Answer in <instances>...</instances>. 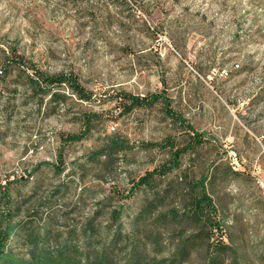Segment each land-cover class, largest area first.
<instances>
[{
	"label": "rangeland",
	"instance_id": "1",
	"mask_svg": "<svg viewBox=\"0 0 264 264\" xmlns=\"http://www.w3.org/2000/svg\"><path fill=\"white\" fill-rule=\"evenodd\" d=\"M14 52L48 75L73 73L93 100L66 86L44 94L31 69L3 77ZM161 93L205 144L155 189L123 199L190 139L162 103L119 115L120 95ZM92 113L88 137L64 143ZM113 139L122 145L110 148ZM205 175L223 231L199 235L178 264H205L218 240L234 249L225 264H264V0H0V192L13 183L12 260L30 259L33 237L54 245L81 232L98 209L107 230L123 207L116 228L145 260L170 262L197 235L190 183Z\"/></svg>",
	"mask_w": 264,
	"mask_h": 264
},
{
	"label": "trees",
	"instance_id": "2",
	"mask_svg": "<svg viewBox=\"0 0 264 264\" xmlns=\"http://www.w3.org/2000/svg\"><path fill=\"white\" fill-rule=\"evenodd\" d=\"M17 66L19 68L31 69L35 77L31 82L38 85L42 93L47 94L51 88L58 86H66L72 94L82 101L90 102L93 100V95L89 93L80 83L79 78L73 73H60L57 75H48L36 66L25 59L17 52L6 57L1 73L3 77L8 76L10 68ZM42 85V86H41ZM122 99L120 105V116L131 114L136 108H146L154 106L157 103H162L167 114L181 126H184L190 132L188 143L177 148L172 152V157L168 163L162 165L153 171H148L144 176L132 183L131 189L126 195L121 194V198L130 199L137 191L143 188L155 189L157 187L158 178L166 177L181 166L182 157L189 153L195 152L199 147L205 144V136L203 133L196 131L192 126L180 117L172 108L170 99L164 94H152L150 96L135 97L130 94H123L119 97ZM98 120V114H87L82 119V129L79 133L67 135L62 140L64 143H78L83 141L92 132L95 123ZM118 139H113L110 148L121 146ZM100 155L98 151L96 153ZM62 151L59 153V160L62 161ZM40 166L38 167V169ZM59 172H62L60 167H57ZM37 170V169H36ZM22 180V179H21ZM208 177L202 176L198 181L190 183L191 198L190 218L197 225L199 230L197 235L188 237L182 240L179 249L170 262L164 261L167 264H178L185 262L191 253L192 242L199 239V235L204 234L208 229L211 231L217 230L222 232L223 226L218 219V209L208 193L206 184ZM12 182H8L0 192V217L4 220V226L0 229V264H119L123 254L125 259L124 264H164V262H151L145 260L138 252L137 245L131 244L129 236L124 235L119 225L123 217L124 208H117L111 212L110 223L106 228H102L97 224L99 209L94 212V215L88 219L86 224L78 233L77 230L71 229L68 231L66 238L61 241V236L57 235L53 245L50 235L44 237H33V252L30 254L29 260L17 259L12 260L6 251L7 244L13 235L14 227L12 225L15 213L13 212V198L10 191ZM117 192V191H116ZM120 195V192H117ZM161 199V197H159ZM175 218L178 214L174 213ZM105 237H104V232ZM81 235L83 243L76 242L77 237ZM125 241V243H123ZM102 245L100 246V244ZM124 244V245H122ZM130 245V249H129ZM234 249L222 240L215 241L207 246L205 264H225L226 257L229 253H233Z\"/></svg>",
	"mask_w": 264,
	"mask_h": 264
},
{
	"label": "built area",
	"instance_id": "3",
	"mask_svg": "<svg viewBox=\"0 0 264 264\" xmlns=\"http://www.w3.org/2000/svg\"><path fill=\"white\" fill-rule=\"evenodd\" d=\"M223 72H224L225 75H228V72L226 70H223Z\"/></svg>",
	"mask_w": 264,
	"mask_h": 264
}]
</instances>
